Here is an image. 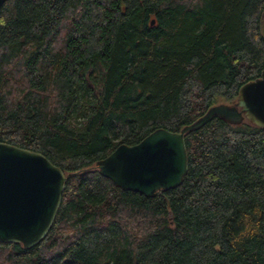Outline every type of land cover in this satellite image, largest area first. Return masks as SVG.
Wrapping results in <instances>:
<instances>
[{"label":"trees","instance_id":"obj_1","mask_svg":"<svg viewBox=\"0 0 264 264\" xmlns=\"http://www.w3.org/2000/svg\"><path fill=\"white\" fill-rule=\"evenodd\" d=\"M264 0H5L0 141L67 174L50 229L0 264H264V128L214 117L188 166L147 197L96 160L233 102L264 67ZM154 20L151 23V20Z\"/></svg>","mask_w":264,"mask_h":264},{"label":"water","instance_id":"obj_2","mask_svg":"<svg viewBox=\"0 0 264 264\" xmlns=\"http://www.w3.org/2000/svg\"><path fill=\"white\" fill-rule=\"evenodd\" d=\"M260 34L264 40V8ZM214 117L264 128V67L240 85L235 101L210 105L179 130L157 127L133 144L121 142L95 167L114 185L147 197L174 188L187 171L185 134ZM68 174L38 151L0 141V242H39L55 218Z\"/></svg>","mask_w":264,"mask_h":264}]
</instances>
